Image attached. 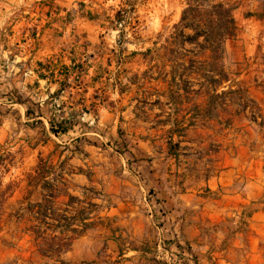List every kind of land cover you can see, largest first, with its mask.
<instances>
[{
  "label": "crops",
  "instance_id": "1",
  "mask_svg": "<svg viewBox=\"0 0 264 264\" xmlns=\"http://www.w3.org/2000/svg\"><path fill=\"white\" fill-rule=\"evenodd\" d=\"M36 1L0 0V107L36 110L37 117L27 121L41 119L48 127L63 123L66 131L61 133L68 135L65 144L77 148L71 152L73 158L101 157L103 142L119 149L127 137L129 144L124 147L127 186L118 185L109 205L100 201L102 192L92 186L91 179L89 184L73 183L87 179L88 174L82 168L57 175L62 177L54 184L61 192L56 207L66 208L69 196H76L79 200L69 207L76 215L92 200L98 205L90 216L93 226L74 238L58 256L47 257L42 254L46 247L44 235L38 237L29 230L32 217L20 219L19 238H28L31 258L47 261L44 264H141L142 261L143 264H258L253 239L257 237L256 226L250 224L247 230H239L232 226L236 221L228 222L235 215L234 210L247 201L236 179L245 169L240 162L242 154L231 149L215 153L209 147L216 139L226 147L225 133L232 122L247 116L248 111L237 96H232L231 102L230 96L213 101V91L198 84L204 81L203 76L189 71L176 75L172 71L176 64L170 63L162 72V100L158 92V99L150 106L155 89L150 93L145 74L135 73L130 77L124 75L125 83L119 80L113 84L111 94L115 101L105 92L103 103H98L94 94L101 93L106 70L101 69L95 58L89 59L88 54L68 53L66 47L70 44L64 31L61 34L52 25L36 31ZM80 62L84 63V70L78 73L73 68ZM183 63L188 67L190 60ZM224 64L230 81L222 84L217 93L239 89L262 113L248 88L233 84L227 68V51ZM185 81L195 84L184 90ZM72 94L79 96V116H83L81 121L87 130L80 128L82 123L74 114H65L58 122L48 115L49 105L57 99H67L62 103L73 110ZM228 98L229 102L222 103ZM107 100L114 104L112 108L106 107ZM140 104L147 107L141 108ZM157 105L170 109L164 120L155 111ZM91 108L95 110V118L90 116ZM164 127L167 130L162 134ZM179 127L181 134L176 132ZM162 155L174 158L177 164L162 166ZM181 157L185 167L181 165ZM251 187L256 194L253 200L257 202L262 198L261 185L258 181L244 183L242 190L248 189L249 199ZM42 188L41 198L28 203L42 202L46 194L44 185ZM88 189L96 194L92 195ZM256 218L254 213L250 221Z\"/></svg>",
  "mask_w": 264,
  "mask_h": 264
},
{
  "label": "rangeland",
  "instance_id": "2",
  "mask_svg": "<svg viewBox=\"0 0 264 264\" xmlns=\"http://www.w3.org/2000/svg\"><path fill=\"white\" fill-rule=\"evenodd\" d=\"M226 2L234 6L233 15L238 26L237 37L226 45L227 68L233 84L247 87L250 97L261 106L262 113L248 109L247 116L234 120L225 133L226 147L219 139L212 141L209 147L215 153L221 149H231L232 152L240 150L242 154L240 162L245 169L236 179L240 181V191L244 192L242 197H246L247 201L234 210L235 215L228 222L236 221V225L232 226H237L239 230H247L250 224L256 226L257 237L253 238L257 248L256 260L258 264H264V0ZM34 4L37 5L34 10L36 31L40 32L51 25L61 34L64 31L66 42L70 44V47H66L68 53L88 54L89 59L95 58L101 69L106 70L107 79L103 81L102 91L94 94L98 103H103L105 92L115 101L111 94L113 84L119 80L125 83L124 75L130 77L135 73L145 74L143 77L148 79L150 93L157 90L151 95L150 106L156 102L159 94L162 100V72L165 65L174 64L162 55V44L179 23L186 0H37ZM73 69L81 73L84 63H77ZM66 70L64 73H68ZM73 96V110L68 107L69 104L62 103L67 99H57L49 105L51 120H60L65 114L79 116V96ZM111 104L108 100L105 103L108 108H112ZM140 106L147 107L144 104ZM88 111L95 118V110L91 108ZM155 111L161 115L160 120H164L170 109L157 105ZM35 112L8 105L0 107V264L47 262L31 258L32 248L28 238H19L21 208L29 201L39 200L43 192V177L35 172L38 168L49 172L51 177L48 181L56 185L59 173L67 175L76 168H82L88 174L87 179L73 180V183L89 184L91 179L92 186L102 192L100 201L105 206L111 204L118 185L125 188L128 182L127 173L124 172L128 165L124 154V147L129 144L127 137L119 149L103 142V155L97 159L89 160L76 155L73 158L71 152L77 148L65 144L68 135H57L51 125L46 126L41 119L27 121L28 118L37 117ZM82 117L78 119L82 123L80 128L87 130ZM165 130L167 128L164 127L162 134ZM176 132L181 134L180 127ZM183 158L181 165L185 167ZM173 159L162 155V166L176 165ZM250 181H258L261 185L262 198L257 202L253 200L256 194L252 187L250 199L247 197L248 189L242 190L244 183ZM254 213L257 218L250 221ZM164 260L169 262V259ZM140 263L143 264V261Z\"/></svg>",
  "mask_w": 264,
  "mask_h": 264
},
{
  "label": "trees",
  "instance_id": "3",
  "mask_svg": "<svg viewBox=\"0 0 264 264\" xmlns=\"http://www.w3.org/2000/svg\"><path fill=\"white\" fill-rule=\"evenodd\" d=\"M234 9V6L226 0H186L179 23L173 27L171 34L163 41L162 55L167 58V61L176 64L172 68L176 75L180 71L182 73L189 71L203 76L204 81L198 82V84L213 91V101L217 102L223 96H230V100L229 98L223 99L222 103L231 102V97L236 95L243 109L257 110L254 103L245 94H241L239 89L230 88L221 94L217 93V89L222 84L230 81L224 59L226 57V42L234 39L238 30L233 15ZM187 30H190L191 33H186ZM186 45H191V48H187ZM187 59L190 60V64L185 67L183 62ZM175 80L174 76L173 82ZM193 84L195 82L185 81L183 89H190ZM51 129L55 133L66 131L63 123H60L57 129L53 126ZM35 172L43 177L46 194L43 195L42 202L28 203L21 208L19 220L31 216L33 225L29 230L38 237L44 235L42 241L46 247L45 250H42V254L47 257L58 256L69 248L74 238L83 235L93 226L90 216L98 205L92 200L87 201L86 206L78 214L73 215L69 207L79 198L69 196V205L66 208L56 207V201L61 192L54 187V183L48 181L49 172H43L39 168ZM61 177L58 176L57 180H60ZM88 191L92 195L96 194L94 190L88 189ZM89 197L92 198V196ZM35 221L38 223L34 224ZM42 227H44L43 231ZM47 231H51V233L48 234Z\"/></svg>",
  "mask_w": 264,
  "mask_h": 264
},
{
  "label": "built area",
  "instance_id": "4",
  "mask_svg": "<svg viewBox=\"0 0 264 264\" xmlns=\"http://www.w3.org/2000/svg\"><path fill=\"white\" fill-rule=\"evenodd\" d=\"M163 248L162 249H164V246H162Z\"/></svg>",
  "mask_w": 264,
  "mask_h": 264
}]
</instances>
